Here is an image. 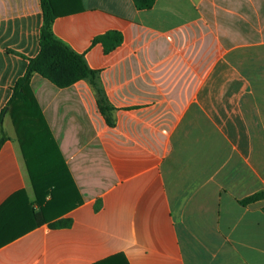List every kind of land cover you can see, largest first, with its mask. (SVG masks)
Instances as JSON below:
<instances>
[{
  "label": "crops",
  "instance_id": "crops-1",
  "mask_svg": "<svg viewBox=\"0 0 264 264\" xmlns=\"http://www.w3.org/2000/svg\"><path fill=\"white\" fill-rule=\"evenodd\" d=\"M55 3V36L98 72L110 110L89 80L32 77L80 199L39 226L47 202L3 112L44 13L0 0V264H264V199L239 203L264 191V0Z\"/></svg>",
  "mask_w": 264,
  "mask_h": 264
},
{
  "label": "trees",
  "instance_id": "trees-1",
  "mask_svg": "<svg viewBox=\"0 0 264 264\" xmlns=\"http://www.w3.org/2000/svg\"><path fill=\"white\" fill-rule=\"evenodd\" d=\"M135 1L140 8H151L156 0ZM41 3L44 24L41 29L40 52L35 58L29 60L27 71L16 82L12 98L3 112L5 113L8 109L11 115L37 200H45L47 197L51 200V203L48 205L46 203L40 212H34L39 226L63 213V211H57L61 206H65L68 200L80 199L68 167L33 94L32 77L39 74L60 88L69 87L81 80H89L100 96L99 104L102 112L106 113L110 110L101 91L98 72L89 67L83 55L71 49L53 32L55 20L65 15V12L57 10L55 0H41ZM109 35L115 36L116 44L122 42V36L119 33ZM104 38L98 40H104ZM1 119L2 117L0 122ZM4 141L5 137L2 136L0 148ZM262 199H264V191L239 200V203L247 206ZM51 204L56 205L52 208L56 209V213L49 215L46 207ZM95 264H129V262L124 255L119 254Z\"/></svg>",
  "mask_w": 264,
  "mask_h": 264
},
{
  "label": "rangeland",
  "instance_id": "rangeland-1",
  "mask_svg": "<svg viewBox=\"0 0 264 264\" xmlns=\"http://www.w3.org/2000/svg\"><path fill=\"white\" fill-rule=\"evenodd\" d=\"M47 202V205L49 204V203H51V200L49 199V197H47L46 199H45V203ZM54 207H56V205L55 204H51V206H47L46 208H48V213H49V215L50 214H53V212H55L56 211V209L54 210V209H52V208H54Z\"/></svg>",
  "mask_w": 264,
  "mask_h": 264
}]
</instances>
